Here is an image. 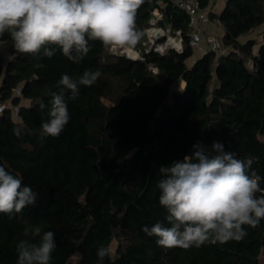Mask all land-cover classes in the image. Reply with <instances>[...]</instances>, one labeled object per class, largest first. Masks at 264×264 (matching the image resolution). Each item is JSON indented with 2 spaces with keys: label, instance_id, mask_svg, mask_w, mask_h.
<instances>
[{
  "label": "trees",
  "instance_id": "1",
  "mask_svg": "<svg viewBox=\"0 0 264 264\" xmlns=\"http://www.w3.org/2000/svg\"><path fill=\"white\" fill-rule=\"evenodd\" d=\"M198 1L205 9L213 2ZM159 8L158 25L181 31L182 51L146 52L144 34L137 60L95 41L77 63L59 49L51 58L16 52L5 33L10 59L0 47V166L37 195L19 213H0V264H17V243L38 240L37 228L39 235L55 234L51 264H263L264 220L245 226L239 241L187 250L159 246L142 228L165 222L160 167L182 161L197 142L208 148L221 142L236 158L251 159L250 171L264 178V29L260 40L250 37L264 28V0H226L220 14L210 11L224 31L222 49L191 65L189 15L170 0H144L137 28L145 33ZM86 70L101 75L74 100L66 92L68 124L59 136L42 137L50 93L62 75L77 79ZM101 246L108 248L103 260Z\"/></svg>",
  "mask_w": 264,
  "mask_h": 264
},
{
  "label": "clouds",
  "instance_id": "2",
  "mask_svg": "<svg viewBox=\"0 0 264 264\" xmlns=\"http://www.w3.org/2000/svg\"><path fill=\"white\" fill-rule=\"evenodd\" d=\"M144 0H0V47L8 43L14 51L51 58L57 49L70 61L80 62L98 41L113 51L135 48L144 33L137 28L138 9ZM101 73L86 70L73 79L67 74L50 93L48 119L41 124L42 137H57L70 120L66 92L76 99L81 86L91 87ZM45 105L41 104L43 110ZM19 135V130H16ZM182 161L161 166L157 183L159 204L166 210L165 222L144 226L142 231L157 237L165 248L189 249L206 243L239 241L245 226L255 228L264 220V180L252 160H241L226 151L221 142L211 148L197 142ZM259 194V195H258ZM36 193L22 178L0 166V213H19L33 205ZM38 240L21 239L16 245L17 264H51L56 249L55 234ZM108 248L97 250L100 260Z\"/></svg>",
  "mask_w": 264,
  "mask_h": 264
},
{
  "label": "built area",
  "instance_id": "3",
  "mask_svg": "<svg viewBox=\"0 0 264 264\" xmlns=\"http://www.w3.org/2000/svg\"><path fill=\"white\" fill-rule=\"evenodd\" d=\"M170 3L175 7L184 10L189 15V23L192 28V39L190 45L194 49L198 48L203 42V30L206 24L210 20V9L202 8L198 0H170ZM165 8V6H162ZM154 19L151 21V26L145 31V39L142 42L143 48L146 52H151L152 50L160 54H164L168 49H175L177 51L183 50V38L181 31L172 33L170 27H161L158 25L159 21L163 19L162 11L156 9L154 11ZM214 50L222 49V42L216 41L213 45ZM133 53L131 54L128 49L120 50V53L128 54L129 58L137 60L141 58V51L130 49ZM119 52V51H117ZM157 71V69H154ZM5 108L4 105H0V112Z\"/></svg>",
  "mask_w": 264,
  "mask_h": 264
},
{
  "label": "rangeland",
  "instance_id": "4",
  "mask_svg": "<svg viewBox=\"0 0 264 264\" xmlns=\"http://www.w3.org/2000/svg\"><path fill=\"white\" fill-rule=\"evenodd\" d=\"M225 4H226V0H213L212 5H210V11H213L216 14H220L224 10ZM150 27H153V26H150ZM263 29L264 28L254 31L250 37L257 38L260 40L261 39V33H262ZM145 36H146V34H145ZM202 36H203V42L200 44V46L198 48H196L194 50L195 53H194V56L188 62L189 65H191L198 58H201V54L204 55L209 50H214L213 49L214 43L216 41L221 42L224 35L222 34V31H221V28H220V25L218 24V22L211 20L208 24L205 25ZM1 48H2L3 52L5 53L6 59H8L10 57V53H9L10 43L8 42L6 45H4ZM130 49L137 50L136 48H130ZM110 51L114 52L113 50H110ZM119 53H120V51H119ZM125 55L128 56V54H125ZM183 86H184L183 83L175 84L172 87V92H176L177 90L182 89ZM23 104L28 105V102H23ZM9 106L11 107L10 104H9ZM12 109H13V114H14L15 118H17V109L15 107H13ZM117 247H118V241L114 240L110 249L112 252H114L117 249ZM262 263L264 264V255L262 257Z\"/></svg>",
  "mask_w": 264,
  "mask_h": 264
},
{
  "label": "crops",
  "instance_id": "5",
  "mask_svg": "<svg viewBox=\"0 0 264 264\" xmlns=\"http://www.w3.org/2000/svg\"><path fill=\"white\" fill-rule=\"evenodd\" d=\"M211 5H212V4H211ZM209 9H210V7H209ZM218 24L220 25L219 22H218ZM220 28H221L222 34H224V31H223V28L221 27V25H220ZM201 56H202V54H201ZM199 57H200V56H199ZM8 59H10V57H9ZM8 59H6V60L8 61Z\"/></svg>",
  "mask_w": 264,
  "mask_h": 264
},
{
  "label": "bare ground",
  "instance_id": "6",
  "mask_svg": "<svg viewBox=\"0 0 264 264\" xmlns=\"http://www.w3.org/2000/svg\"><path fill=\"white\" fill-rule=\"evenodd\" d=\"M129 50V52L131 53V54H133L131 51H130V49H128Z\"/></svg>",
  "mask_w": 264,
  "mask_h": 264
}]
</instances>
